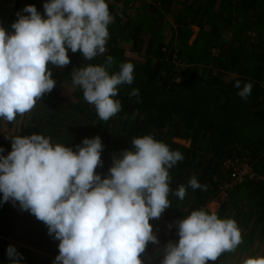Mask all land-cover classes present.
Instances as JSON below:
<instances>
[{"label":"trees","instance_id":"trees-1","mask_svg":"<svg viewBox=\"0 0 264 264\" xmlns=\"http://www.w3.org/2000/svg\"><path fill=\"white\" fill-rule=\"evenodd\" d=\"M0 2L4 4L0 7V26L8 32L13 31L16 14L26 5H34L44 16L46 0ZM146 2L106 0L114 20L108 26L104 55L87 61L80 52L69 50V65L60 71L48 65L56 87L20 122V116L12 123L0 119L2 154L11 151V138H6L10 130L16 132L13 136L43 134L51 137L53 144H65L74 151L84 138L98 135L104 148L103 165L96 171L104 178L114 153L130 149L133 138L151 135L184 156L169 169L172 192L168 196L171 207L163 213L166 219H183L200 209L211 214L207 204L218 202L219 208L213 212L221 219L237 222L242 246L250 257L264 256V0H151L147 10L154 13L147 28L136 23L132 14ZM192 28L197 33L189 45ZM109 55L113 57L109 74L118 72L122 63H132L134 81L118 86L114 99L121 102V111L102 121L95 106L84 100L83 90L73 84L71 73L87 64L105 65ZM237 80L241 87L253 84L247 100L237 95ZM67 89L72 90L69 99L63 96ZM133 89L139 90L138 97L130 96ZM227 161L246 164L255 177L234 184L232 171L223 167ZM193 176L207 190L188 187ZM180 185L187 191L183 200L172 194ZM224 185H228L226 197L220 200ZM16 206L11 201L0 203V264H11L9 245L22 254L21 264H34L31 253L6 240L15 238L19 223ZM22 223L26 244L52 257L59 254V241L48 234L43 222L34 219ZM150 224L155 223L150 220ZM151 245L141 256L144 264L151 257ZM54 260L48 257L45 262L53 264Z\"/></svg>","mask_w":264,"mask_h":264},{"label":"clouds","instance_id":"clouds-1","mask_svg":"<svg viewBox=\"0 0 264 264\" xmlns=\"http://www.w3.org/2000/svg\"><path fill=\"white\" fill-rule=\"evenodd\" d=\"M42 16L34 5L17 12L8 32L0 26V119L9 123L29 113L46 93L56 87L48 67L69 65V50L87 61L103 56L113 22L106 0H46ZM28 13L29 15H22ZM113 57L105 65L87 64L74 69L72 82L83 90L84 100L95 106L100 120L121 111L114 99L119 85L134 81V65L122 63L109 74ZM234 87L244 100L253 84L237 80ZM130 96L138 97L133 89ZM7 138V136H6ZM131 148L114 153L108 175L102 178L104 145L100 136L84 138L76 150L33 133L11 136V151L0 147V203L18 202L47 226L59 241L53 264H144L149 243L158 244L150 220L159 219L171 207L168 196L171 169L184 156L151 135L133 138ZM188 187L207 190L195 176ZM174 194L183 200L186 187ZM178 241L164 247L161 264H208L243 242L238 224L215 212L193 210L176 222ZM11 264L23 256L9 245ZM242 264H264V256L249 257Z\"/></svg>","mask_w":264,"mask_h":264},{"label":"crops","instance_id":"crops-1","mask_svg":"<svg viewBox=\"0 0 264 264\" xmlns=\"http://www.w3.org/2000/svg\"><path fill=\"white\" fill-rule=\"evenodd\" d=\"M18 206H19V204L17 202L16 211H18ZM10 238H8L6 240L10 242ZM157 238H158L159 243L158 244H152L151 248H150V256L154 260L151 257H149V259L146 260V264H161V261L163 260V254L165 252V250H164L165 244H168L170 241H177V240H173V239H164L165 237L163 234H162V236H157ZM21 241L24 242V245L23 244L15 245L13 243L12 244L15 246H21L26 251L31 253L34 257V261H35L34 264H47L45 262V259L48 257L50 258V253H47V251H45L41 248L33 247L31 244H26L25 239L21 240ZM242 253L246 254V255L243 257ZM249 257H250V252L247 253L246 248H243L242 243H241L234 252H225L215 262L209 261L208 264H242L243 260H245ZM255 257H258V255H255ZM53 259H55V258H53Z\"/></svg>","mask_w":264,"mask_h":264},{"label":"rangeland","instance_id":"rangeland-1","mask_svg":"<svg viewBox=\"0 0 264 264\" xmlns=\"http://www.w3.org/2000/svg\"><path fill=\"white\" fill-rule=\"evenodd\" d=\"M145 1H147L145 4H147V5H143V7H141V10L139 11V10H135V11H133V15L135 16V18H136V20H137V22L136 23H138L139 25H143L144 27H145V25H146V28H147V26H148V24H149V20H150V18H151V16H153V13H154V11L153 10H147V8H148V2H150L151 0H145ZM143 4V3H142ZM2 6H4V4L3 3H1L0 2V7H2ZM140 6V5H139ZM138 6V7H139ZM145 8V9H144ZM167 19H169V18H167ZM170 20V19H169ZM147 21V22H146ZM146 22V23H145ZM174 33V35L176 36V33L175 32H173ZM196 33H197V29L196 28H192V37H191V39L189 40V45L193 42V40H194V38H195V36H196ZM168 36H171V33H169V35ZM173 38H174V36H173ZM52 65L51 64H49V67H51ZM53 68L55 69V70H58V71H60L61 70V68H59V67H54L53 66ZM71 93H72V90L71 89H67L65 92H64V94H63V96H64V98L65 99H69L70 97H71ZM25 115H27V114H25ZM25 115H22V116H20V118H19V122H20V119H21V117H23V116H25ZM19 122H17V123H19ZM17 126H19V124H17ZM8 131V130H7ZM3 132V131H2ZM12 130H10V132H7L8 133V135H6L7 136V138H11V136H13V133H16V132H12ZM177 143H179V144H181V145H183V146H187L188 144L187 143H185V142H183V141H179V140H175ZM209 208H211V211L213 212V211H216V210H218V208H219V206H218V203H214V204H209V206H208ZM16 216H17V218H18V227H16V229H15V233H14V236H15V238H10V242L11 243H13V244H15V245H18V244H23L24 245V242H22L21 240H24L25 238L23 237L24 236V234H23V230H22V227L20 226V225H23L24 226V224L22 223L23 221H25V220H34V219H36L35 218V216L34 215H32V214H30L28 211H22L21 209H20V207L18 206V211H16ZM156 236H162V234H160V235H156ZM17 239H19V240H17ZM164 239H166V238H164ZM167 239H171V238H167ZM178 239L179 238H177V237H175L173 240H177L178 241ZM26 245V244H25ZM165 245H167V244H165ZM50 258L52 259V256L50 255ZM53 258H55V257H53Z\"/></svg>","mask_w":264,"mask_h":264},{"label":"built area","instance_id":"built-area-1","mask_svg":"<svg viewBox=\"0 0 264 264\" xmlns=\"http://www.w3.org/2000/svg\"><path fill=\"white\" fill-rule=\"evenodd\" d=\"M264 88V86H263ZM223 167L226 168L229 171H232V174L230 175V179H232V182L234 184H240L243 182L245 178L253 179L255 176L252 173L251 169L244 163L240 162H230L227 161L223 164ZM259 180V178L257 179ZM228 185H224L221 190V196L220 200L224 199L226 197L224 190L227 188ZM214 201H211L207 204V209L211 211V208H209V204H214ZM218 203V202H216ZM181 220V219H179ZM169 221L166 217L162 214L161 217L157 219H153L154 226H153V232L155 235L163 234L165 238H173V237H179L178 236V225L177 221Z\"/></svg>","mask_w":264,"mask_h":264}]
</instances>
